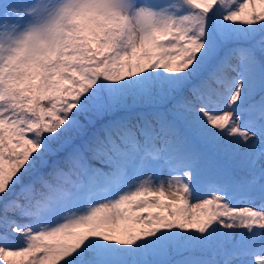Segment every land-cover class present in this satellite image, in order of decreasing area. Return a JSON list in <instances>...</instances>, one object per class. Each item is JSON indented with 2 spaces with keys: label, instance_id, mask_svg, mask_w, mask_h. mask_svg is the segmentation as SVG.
<instances>
[{
  "label": "snow or ice",
  "instance_id": "obj_1",
  "mask_svg": "<svg viewBox=\"0 0 264 264\" xmlns=\"http://www.w3.org/2000/svg\"><path fill=\"white\" fill-rule=\"evenodd\" d=\"M0 264H264V0H0Z\"/></svg>",
  "mask_w": 264,
  "mask_h": 264
}]
</instances>
